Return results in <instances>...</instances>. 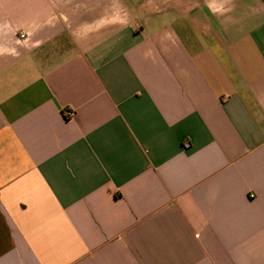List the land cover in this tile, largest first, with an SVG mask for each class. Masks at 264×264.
<instances>
[{
	"label": "crops",
	"instance_id": "crops-1",
	"mask_svg": "<svg viewBox=\"0 0 264 264\" xmlns=\"http://www.w3.org/2000/svg\"><path fill=\"white\" fill-rule=\"evenodd\" d=\"M0 264H264V0H0Z\"/></svg>",
	"mask_w": 264,
	"mask_h": 264
},
{
	"label": "built area",
	"instance_id": "built-area-1",
	"mask_svg": "<svg viewBox=\"0 0 264 264\" xmlns=\"http://www.w3.org/2000/svg\"><path fill=\"white\" fill-rule=\"evenodd\" d=\"M19 36H20L21 38H24V37H25V33H20ZM63 115H64L65 117H67V118H70V117L73 116V111L70 110V109H68V110H66V111L63 112Z\"/></svg>",
	"mask_w": 264,
	"mask_h": 264
}]
</instances>
